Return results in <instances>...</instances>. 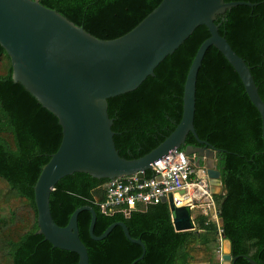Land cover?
<instances>
[{
    "label": "trees",
    "instance_id": "obj_1",
    "mask_svg": "<svg viewBox=\"0 0 264 264\" xmlns=\"http://www.w3.org/2000/svg\"><path fill=\"white\" fill-rule=\"evenodd\" d=\"M100 39H113L135 27L161 0H38ZM244 1L217 15L219 33L247 64L264 102V0ZM209 36L199 25L167 55L134 90L107 100L113 140L119 155L140 157L161 143L179 123L188 69L200 44ZM10 58L0 45V264H78L74 252L53 247L38 233L33 186L57 150L62 129L57 117L26 88L14 82ZM193 125L199 139L216 151L223 194L216 196L222 234L231 243L234 264H264V142L261 116L225 56L210 46L196 79ZM188 133V144H196ZM152 170L144 172L150 178ZM126 180L127 177H123ZM86 173L62 177L49 197L51 216L65 226L72 212L90 206L96 213L93 232L100 235L113 222H123L139 244L116 225L94 240L87 210L77 218L79 237L89 264H218L216 228L196 217L202 231H176L166 202L126 204L113 213L102 209L108 200L105 183ZM142 256V257H141Z\"/></svg>",
    "mask_w": 264,
    "mask_h": 264
},
{
    "label": "water",
    "instance_id": "obj_2",
    "mask_svg": "<svg viewBox=\"0 0 264 264\" xmlns=\"http://www.w3.org/2000/svg\"><path fill=\"white\" fill-rule=\"evenodd\" d=\"M244 1L225 0H161L135 27L113 39H100L76 25L58 11L38 0H0V45L11 63L14 82L23 85L41 105L53 113L62 129L57 150L42 167L33 186L38 233L53 247L74 252L78 264H89L88 251L79 237L77 218L81 211L91 214L88 227L94 240H101L119 225L126 238L130 236L123 222L111 223L100 235L93 232L96 213L90 206L75 209L65 226L57 225L50 212L49 197L55 184L75 172L96 179L113 180L135 175L144 180V172L173 149L185 144L188 133L204 147L188 145L185 154L194 165L203 160L214 191L219 180L214 156L217 151L198 138L193 125L196 79L206 50L216 47L238 73L245 92L261 116L264 142V102L246 62L238 56L219 33L217 15ZM199 25L209 36L198 47L187 72L182 115L174 130L148 153L127 159L115 148L107 100L136 89L155 67ZM176 231L193 229L188 205L174 207L168 196ZM166 198H163V202ZM142 257V256H141ZM223 259L234 264L230 254ZM251 264H258L253 259Z\"/></svg>",
    "mask_w": 264,
    "mask_h": 264
},
{
    "label": "built area",
    "instance_id": "obj_3",
    "mask_svg": "<svg viewBox=\"0 0 264 264\" xmlns=\"http://www.w3.org/2000/svg\"><path fill=\"white\" fill-rule=\"evenodd\" d=\"M153 175L138 182L133 176L126 180L115 178L105 183L108 200L103 211L113 213L117 206L126 204L125 215L135 209L136 204H156L171 196L176 206L188 205L191 210H215L211 198V185L205 166H196L184 150L179 148L168 152L152 166ZM173 218V217H172ZM192 218V217H191ZM218 233L221 227L218 224Z\"/></svg>",
    "mask_w": 264,
    "mask_h": 264
},
{
    "label": "crops",
    "instance_id": "obj_4",
    "mask_svg": "<svg viewBox=\"0 0 264 264\" xmlns=\"http://www.w3.org/2000/svg\"><path fill=\"white\" fill-rule=\"evenodd\" d=\"M215 155H216V153H215ZM216 161H217V159L214 156V163H215L214 167L215 168H216ZM202 165H204V161L203 160L200 162V166H202ZM223 193H224V189L222 187L221 178L219 177V180H217L214 183V191L211 190V196H212L214 204H215V210H213V208L212 209H205V213H203L201 211V209L192 210V212H191V217H192L191 220L193 222L194 227H193V229H191L189 231H202L203 230L202 228L200 229L199 227H197L198 222H197L196 217H198V216L205 218L204 224H208V223L212 224L213 223L215 225V228H216V234H217L216 238L219 241V247H218V249H216V257H215V259L218 260V262H217L218 264H231V261H227V260L223 259V255L230 254L231 257L235 258V260H236V256H232V254L230 253L231 243H230V241L228 239L224 238V236L222 234V231H223L222 230V223H221V220L219 218L220 207H219L218 202L215 200L216 196H218L219 194H223ZM171 222H172V211H171ZM218 224L221 227L220 228L221 229L220 233H218V227H217ZM173 226H174V224H173ZM185 231H187V230H185ZM248 261H249V259H248ZM196 264H200V263H196Z\"/></svg>",
    "mask_w": 264,
    "mask_h": 264
},
{
    "label": "rangeland",
    "instance_id": "obj_5",
    "mask_svg": "<svg viewBox=\"0 0 264 264\" xmlns=\"http://www.w3.org/2000/svg\"><path fill=\"white\" fill-rule=\"evenodd\" d=\"M200 166V165H199ZM202 166H205V165H202ZM207 169V168H206ZM208 176V175H207ZM209 178V177H208ZM3 180V179H2ZM1 180V178H0V182L1 183H3V184H5L3 181ZM211 185V184H210ZM210 200L211 199H213L212 198V196H211V198H209ZM166 203H167V205H168V208H169V210H170V212H171V209H170V203H169V199H167V201H165ZM171 204L174 206V207H181V206H176L175 204H174V202H173V200L171 199ZM191 210V209H190ZM172 217H173V215H172ZM172 222H173V218H172Z\"/></svg>",
    "mask_w": 264,
    "mask_h": 264
},
{
    "label": "flooded vegetation",
    "instance_id": "obj_6",
    "mask_svg": "<svg viewBox=\"0 0 264 264\" xmlns=\"http://www.w3.org/2000/svg\"><path fill=\"white\" fill-rule=\"evenodd\" d=\"M188 145H190V146H192L193 148H196V147H204L201 143H199V142H197L196 141V144H194V143H191V144H188ZM188 145H186V146H188ZM196 155L194 156V163H195V160H196Z\"/></svg>",
    "mask_w": 264,
    "mask_h": 264
},
{
    "label": "clouds",
    "instance_id": "obj_7",
    "mask_svg": "<svg viewBox=\"0 0 264 264\" xmlns=\"http://www.w3.org/2000/svg\"><path fill=\"white\" fill-rule=\"evenodd\" d=\"M191 212H192V210H191Z\"/></svg>",
    "mask_w": 264,
    "mask_h": 264
}]
</instances>
